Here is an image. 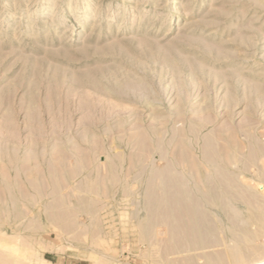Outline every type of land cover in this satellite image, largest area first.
Returning a JSON list of instances; mask_svg holds the SVG:
<instances>
[{"label": "rangeland", "instance_id": "obj_1", "mask_svg": "<svg viewBox=\"0 0 264 264\" xmlns=\"http://www.w3.org/2000/svg\"><path fill=\"white\" fill-rule=\"evenodd\" d=\"M263 164L264 0H0V264H264Z\"/></svg>", "mask_w": 264, "mask_h": 264}, {"label": "bare ground", "instance_id": "obj_2", "mask_svg": "<svg viewBox=\"0 0 264 264\" xmlns=\"http://www.w3.org/2000/svg\"><path fill=\"white\" fill-rule=\"evenodd\" d=\"M124 90H125V89H124ZM125 111H126V110H125ZM119 113H120V112H119ZM124 113H126V112H124ZM117 114H118V113H117ZM122 114H123V113H122ZM153 132H154V131H153ZM217 139H218V138H217ZM142 144H143V143H142ZM133 145H134V144H133ZM220 147H221V146H220ZM152 149H153V148H152ZM219 149H222V148H219ZM150 151H151V150H150ZM152 151H153V150H152ZM136 152H138V151H136ZM139 152H140V151H139ZM56 153H57V152H56ZM119 153H120V152H119ZM131 153H132V152H131ZM217 153H218V152H217ZM142 154H143V153H142ZM225 154H226V153H225ZM225 154H224V155H225ZM54 155H55V154H54ZM129 155H131V154H129ZM144 155H145V154H144ZM212 156H213V155H212ZM218 156H219V154H218ZM129 157H130L129 159H131V156H129ZM136 157H138V154H137ZM139 157H140V156H139ZM139 157H138V158H139ZM225 158L228 159L226 156H225ZM83 159H84V158H83ZM214 159H215V158H214ZM218 159H219V158H218ZM226 159H225V160H226ZM139 160H140V159H139ZM143 160H144V159H143ZM190 161H191V159H190ZM129 162H130V164H131V161H129ZM151 162H152V161H151ZM167 162L169 163V161H167ZM199 162H200V161H199ZM65 164H67V163H65ZM170 164H171V163H170ZM260 164H261V163H260ZM133 165H134V164H133ZM194 165H195V164H194ZM263 165H264V164H263ZM56 166H57V165H56ZM171 166H172V165H171ZM171 166H170V167H171ZM204 167H205V166H204ZM56 168H57V167H56ZM194 168H195V167H194ZM243 168H244V167H243ZM260 168H261V167H260ZM263 168H264V166H263ZM59 169H60V166H59ZM155 169H156V168H155ZM42 170H43V169H42ZM256 170H257V168H256ZM263 170H264V169H263ZM43 171H44V170H43ZM59 171H60V170H59ZM59 171H58V173H59ZM69 171H71V170H69ZM41 172H42V171H41ZM41 172H40V173H41ZM260 172H262V171H260ZM71 173H72V171H71ZM255 173H256V171H255ZM257 173H258V172H257ZM56 174H57V173H56ZM154 174H155V173H154ZM60 175H61V174H60ZM73 175H74V173H73ZM43 176H47V175H46V174H45V175L43 174ZM43 176L41 177L42 182H43V179H44V178H45L44 180H46V178H47V177H44V178H43ZM126 176H127V175H126ZM197 176H198V175H197ZM152 179H153V178H152ZM197 179H198V178H197ZM155 180H157V179L155 178ZM61 181H63V180L61 179ZM23 182H24V181H23ZM26 182H27V181H26ZM42 182H41V183H42ZM19 183H20V182H19ZM46 183H48V182H46ZM22 184H23V185H22V186L20 185V186H21V187H24V191H28V190H27V185H26L27 183H26V184H25V183H22ZM62 184H63V183H62ZM42 185H43V184H42ZM19 188H20V187H19ZM151 188H152V187H151ZM21 190H23V189H21ZM24 191H22V192L24 193ZM153 191H154V190H153ZM158 191H159V190H158ZM20 192H21V191H20ZM166 192H167V191H166ZM45 193H46V192H45ZM20 194H21V193H20ZM24 194H25V193H24ZM31 194H33V193H31ZM148 194H149V192H148ZM171 194H172V193H171ZM235 194H236V193H235ZM25 195H27V193H26ZM44 195H45V194H44ZM44 195L39 196L40 198L38 199V201H43V199H44V197H45ZM157 195H158V198H159L161 195L163 196V195H166V194H160V196H159V194L155 193L154 196H153L154 198H152V199H156L155 196H157ZM175 195H176V194H174L173 196H175ZM232 195H233V194H232ZM20 196H21V195H20ZM162 196H161V197H162ZM171 196H172V195H171ZM173 196H172V197H173ZM179 196H180V195H179ZM234 196H235V195H234ZM27 197L30 198L29 195L26 196V198H27ZM161 197H160V198H161ZM164 197H165V196H164ZM177 197H178V196H177ZM147 198H148V197H147ZM167 198H168V197H167ZM175 198H176V197H175ZM23 199H25V198H23ZM232 206H234V205H232ZM236 206H237V205H236ZM22 208H24V207L22 206ZM26 208H28V207H26ZM26 208H25V209H26ZM235 208H236V207H235ZM25 209H24V210H25ZM232 209H234V208H232ZM236 210H237V209H236ZM27 211H28V210H27ZM29 211H30V210H29ZM41 212H42V211H41ZM43 212H45V211H43ZM235 213H236V211H235ZM236 258H237V256H236ZM254 262H255V261H254ZM251 263H252V262H251ZM247 264H250V263H247Z\"/></svg>", "mask_w": 264, "mask_h": 264}, {"label": "crops", "instance_id": "obj_3", "mask_svg": "<svg viewBox=\"0 0 264 264\" xmlns=\"http://www.w3.org/2000/svg\"><path fill=\"white\" fill-rule=\"evenodd\" d=\"M66 264H82L80 261L78 262V260H70V263H66Z\"/></svg>", "mask_w": 264, "mask_h": 264}]
</instances>
